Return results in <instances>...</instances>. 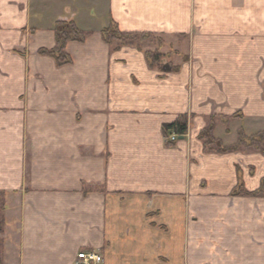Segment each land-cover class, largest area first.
Wrapping results in <instances>:
<instances>
[{"label":"crops","instance_id":"obj_1","mask_svg":"<svg viewBox=\"0 0 264 264\" xmlns=\"http://www.w3.org/2000/svg\"><path fill=\"white\" fill-rule=\"evenodd\" d=\"M61 19L88 36L57 68L38 52L55 48ZM110 21L184 40L179 71L113 51ZM179 115L189 133L165 147ZM211 116L232 119L214 130L230 146L248 119L264 124V0H0L3 264H76L83 251L102 264H264V197L231 196L237 167L249 192L262 177L242 152H204Z\"/></svg>","mask_w":264,"mask_h":264},{"label":"trees","instance_id":"obj_2","mask_svg":"<svg viewBox=\"0 0 264 264\" xmlns=\"http://www.w3.org/2000/svg\"><path fill=\"white\" fill-rule=\"evenodd\" d=\"M54 33L56 42L55 48L50 50L41 49L38 54L53 59L57 68H62L72 63L70 56L65 51L66 45L69 42L83 43L88 34L81 31L71 19L58 20L54 27ZM101 36L104 43L111 47L113 51L121 50L124 47H130L142 52L150 69H159V71L164 73H176L180 69L178 66H171L169 63H162L163 54L161 53V50L163 43L161 41L158 42L159 46L155 51L143 50V42L145 40L149 41V39L154 37L152 34L123 33L114 21H110V24L102 30ZM233 118H239V116H233ZM216 126V116H211L208 126L199 135L205 153L213 151L218 154H225L229 152H237L238 149L244 146H254V149L264 156V147L261 146V144L264 143V133H258L252 137H246V135L240 131L238 133L237 145L233 147H225L222 141L214 136ZM188 127L189 117L187 115H181L175 122L166 124L163 127L164 135L167 136L170 133H174L178 138L184 137L188 132ZM174 145L175 143L170 141H167L166 143L167 147H173ZM6 196V193L0 192V234L4 233V228L6 226ZM231 196L253 198L264 197V180L257 191L249 192L245 188L242 171L237 167V185L233 189ZM4 245V240L0 239V252L4 249ZM0 264H3L1 253Z\"/></svg>","mask_w":264,"mask_h":264},{"label":"rangeland","instance_id":"obj_3","mask_svg":"<svg viewBox=\"0 0 264 264\" xmlns=\"http://www.w3.org/2000/svg\"><path fill=\"white\" fill-rule=\"evenodd\" d=\"M159 41H161L163 43V47L161 50V53L163 54L162 63H169L171 66H176L177 63L182 62V56L181 55H183L185 53L181 50L183 49L182 46H184L185 41L180 39V41L178 42V39L175 37H162L161 38L158 36H154L151 39H149V41H146V40L144 42L142 41L143 42V50L144 51H155L159 46V43H158ZM176 47L178 48V50L175 49ZM140 53H142V52H140ZM154 70L157 71V73H159V75H160V73H164V72L159 71V69H157V70L154 69ZM168 73L169 72H167V74ZM238 115H241V113H239ZM179 117H180V115L178 116V118ZM221 117H222V119H220V118L218 119L217 126L220 125V127H219L220 130H221V127H223V130L225 128V131L218 130L217 134H219L220 137H222L223 134H225L227 131H229L230 127L235 128V125L233 123H231L232 119L226 120L224 118V116H221ZM239 119L243 120V117L242 118L239 117ZM191 121H190V123H191ZM247 121L248 122L245 123L243 126H247L249 128L248 129L249 133L247 134L245 132V130H243L242 128H240V130H238V133H239V131L243 130L244 132L243 131L242 132L246 135V137H252L258 133H264V124L262 122L257 121V120H253V118H250ZM238 123L242 124L241 122H238ZM236 128H238V127H236ZM189 130H190V128H189ZM257 130H259V131H257ZM161 134L163 137V143H164L165 147H167L166 146L167 141L175 143L174 146H176V144L180 141V138H181V137L178 138L174 133H170L167 136H165L164 135V128H162ZM237 137H238V135H237ZM237 143H238V140H237L236 144H233L231 146L225 145L224 143L223 144L225 145V147H233V146L237 145ZM261 146L264 147V143H262ZM238 152H242L241 154H245L243 157H246L248 160L247 161L248 163L245 166L246 167L245 169H244L243 163L240 164L241 167L243 168V171H246L248 176L250 175L251 177H255L257 175H258V177H262V179H261V184H262V182L264 180V162H263L264 159L261 158L262 155L254 149V146L253 147L244 146V147L238 149L237 153ZM207 153L211 154V155L216 154V152H213V151H210V152L208 151ZM260 155H261V157H260ZM261 184H260V186H261ZM5 202L7 205V196L5 198ZM3 234L4 233L0 234V239H3L5 242V239L3 238ZM4 250H5V245H4V249L2 250V252H0L2 255V258L4 255Z\"/></svg>","mask_w":264,"mask_h":264},{"label":"built area","instance_id":"obj_4","mask_svg":"<svg viewBox=\"0 0 264 264\" xmlns=\"http://www.w3.org/2000/svg\"><path fill=\"white\" fill-rule=\"evenodd\" d=\"M102 257L96 252H80L76 264H102Z\"/></svg>","mask_w":264,"mask_h":264},{"label":"water","instance_id":"obj_5","mask_svg":"<svg viewBox=\"0 0 264 264\" xmlns=\"http://www.w3.org/2000/svg\"><path fill=\"white\" fill-rule=\"evenodd\" d=\"M182 138V137H181Z\"/></svg>","mask_w":264,"mask_h":264}]
</instances>
